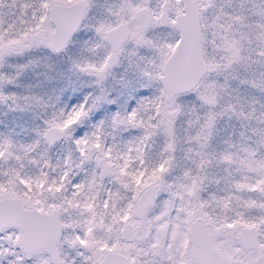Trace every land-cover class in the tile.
I'll list each match as a JSON object with an SVG mask.
<instances>
[{"label": "snow or ice", "instance_id": "6c2138e0", "mask_svg": "<svg viewBox=\"0 0 264 264\" xmlns=\"http://www.w3.org/2000/svg\"><path fill=\"white\" fill-rule=\"evenodd\" d=\"M0 264H264V0H0Z\"/></svg>", "mask_w": 264, "mask_h": 264}, {"label": "rangeland", "instance_id": "374dc122", "mask_svg": "<svg viewBox=\"0 0 264 264\" xmlns=\"http://www.w3.org/2000/svg\"><path fill=\"white\" fill-rule=\"evenodd\" d=\"M26 119H27L26 116H24L20 113H16V112H10L7 114V116H5L3 114V110L0 109V121H4L5 123H7V125L10 128H13V130L15 132H18L19 136L17 138L21 139V140L27 139L25 136V133H21V131H22L21 126L24 124ZM2 127H3V125L0 124V128H2Z\"/></svg>", "mask_w": 264, "mask_h": 264}, {"label": "trees", "instance_id": "16d2710c", "mask_svg": "<svg viewBox=\"0 0 264 264\" xmlns=\"http://www.w3.org/2000/svg\"><path fill=\"white\" fill-rule=\"evenodd\" d=\"M21 133H24V131L22 130ZM25 136H26V135H25ZM26 138H28V137L26 136Z\"/></svg>", "mask_w": 264, "mask_h": 264}]
</instances>
